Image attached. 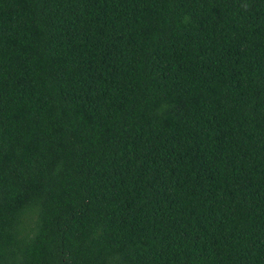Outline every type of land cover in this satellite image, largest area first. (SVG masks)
<instances>
[{
    "label": "trees",
    "instance_id": "trees-1",
    "mask_svg": "<svg viewBox=\"0 0 264 264\" xmlns=\"http://www.w3.org/2000/svg\"><path fill=\"white\" fill-rule=\"evenodd\" d=\"M0 264H264V0H0Z\"/></svg>",
    "mask_w": 264,
    "mask_h": 264
}]
</instances>
